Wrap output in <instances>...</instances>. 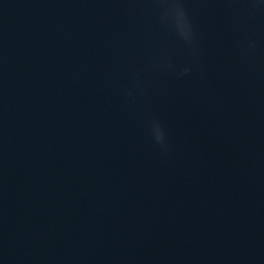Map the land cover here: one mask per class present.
Returning a JSON list of instances; mask_svg holds the SVG:
<instances>
[{
	"label": "water",
	"instance_id": "obj_1",
	"mask_svg": "<svg viewBox=\"0 0 264 264\" xmlns=\"http://www.w3.org/2000/svg\"><path fill=\"white\" fill-rule=\"evenodd\" d=\"M0 264H264V0H0Z\"/></svg>",
	"mask_w": 264,
	"mask_h": 264
},
{
	"label": "clouds",
	"instance_id": "obj_2",
	"mask_svg": "<svg viewBox=\"0 0 264 264\" xmlns=\"http://www.w3.org/2000/svg\"><path fill=\"white\" fill-rule=\"evenodd\" d=\"M176 2V0H172V3H175ZM181 6V5H180ZM182 7V6H181ZM185 13V12H184ZM185 16H186V13H185ZM190 31H191V28H190V25L188 24V36L187 37H184V36H181L182 38H184V39H189L190 38ZM185 71H187V70H185ZM154 124H156L160 129H161V134L160 135H158V136H155V139L158 141V142H163L164 141V133H163V131H162V128H161V126H160V124L158 123V122H156V123H154Z\"/></svg>",
	"mask_w": 264,
	"mask_h": 264
}]
</instances>
